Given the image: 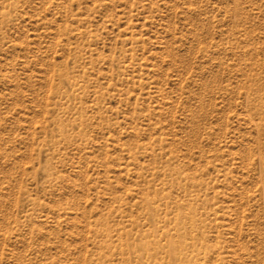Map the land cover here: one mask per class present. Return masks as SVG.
Returning a JSON list of instances; mask_svg holds the SVG:
<instances>
[{"label": "rangeland", "instance_id": "obj_1", "mask_svg": "<svg viewBox=\"0 0 264 264\" xmlns=\"http://www.w3.org/2000/svg\"><path fill=\"white\" fill-rule=\"evenodd\" d=\"M0 264H264V0H0Z\"/></svg>", "mask_w": 264, "mask_h": 264}]
</instances>
